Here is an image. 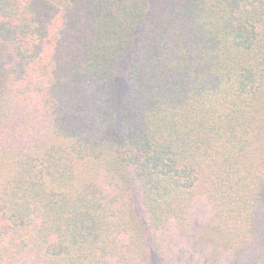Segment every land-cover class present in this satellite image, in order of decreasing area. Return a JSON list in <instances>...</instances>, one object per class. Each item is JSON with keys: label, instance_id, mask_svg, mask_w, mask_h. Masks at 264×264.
<instances>
[{"label": "trees", "instance_id": "trees-1", "mask_svg": "<svg viewBox=\"0 0 264 264\" xmlns=\"http://www.w3.org/2000/svg\"><path fill=\"white\" fill-rule=\"evenodd\" d=\"M0 264H264V0H0Z\"/></svg>", "mask_w": 264, "mask_h": 264}]
</instances>
